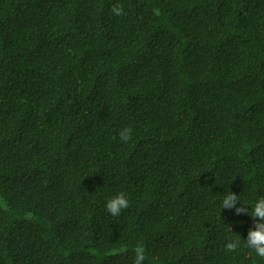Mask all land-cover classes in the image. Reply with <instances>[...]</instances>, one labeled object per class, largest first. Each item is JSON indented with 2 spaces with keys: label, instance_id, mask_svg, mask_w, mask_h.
Wrapping results in <instances>:
<instances>
[{
  "label": "trees",
  "instance_id": "obj_1",
  "mask_svg": "<svg viewBox=\"0 0 264 264\" xmlns=\"http://www.w3.org/2000/svg\"><path fill=\"white\" fill-rule=\"evenodd\" d=\"M256 70L264 0H0V264H133L137 245L144 264H264L243 242L225 250L254 221L221 206L228 191L249 212L264 196V101L255 116L224 115L196 98L238 107ZM53 71L69 93L107 97L89 112L55 101ZM181 100L188 127L173 136L166 111ZM120 192L129 207L113 216Z\"/></svg>",
  "mask_w": 264,
  "mask_h": 264
},
{
  "label": "clouds",
  "instance_id": "obj_2",
  "mask_svg": "<svg viewBox=\"0 0 264 264\" xmlns=\"http://www.w3.org/2000/svg\"><path fill=\"white\" fill-rule=\"evenodd\" d=\"M111 12L116 16L125 14L123 6L119 3L113 5V7L111 8ZM202 29H204L206 32L216 33L219 36V29L217 25H215L212 19L209 17H207V20ZM71 59L79 64L76 59ZM153 66L154 63L151 65L141 64L136 68L133 73V76L136 79V87H143L145 85H148L155 79L153 73ZM50 75L53 77V82L51 83V86L56 88L57 98L54 99L55 101L60 98H65L66 101H73L76 104H81L84 109L89 112L87 108V101L103 99L107 97V95L101 96L99 98H90L87 96L90 92L101 88L96 85L85 84L80 91L76 93H69L71 88L70 82L57 77L56 71H53ZM246 75L248 78H251L253 80L255 85L250 86L249 84H244V87L247 91V96L238 107H235L233 105L234 95L228 98L226 104L222 106L215 104L212 98L196 97L205 102V104L201 105L202 109L207 111L208 113H211L212 110H216L217 112H220L224 115L227 114L229 109H233L243 114L255 116L258 113L259 109L262 107L264 101V94L260 87L262 77L264 76V71L256 70L254 72L247 73ZM48 87H50V84L48 85ZM32 92L33 91L30 88L23 90V94L25 96H30ZM44 96L46 95L41 94L37 97ZM188 106L190 105L187 104L185 100L171 102L169 104L168 109L166 111L165 121L173 136L183 133L187 130L188 117L184 112V108ZM6 122H15V120L10 116ZM132 132L133 130L131 127H125L121 129L119 132V139L124 143H128L132 139ZM79 154L80 153L74 154L73 156L77 157ZM238 202H240L239 197L231 191H228L226 194L223 195L221 206L222 209L226 210L235 209V212L238 215H251L254 221V230L250 229L248 231L246 240H242L241 237L237 235V238L228 241L225 244V250L230 253H236L238 252V249L241 248V243L243 242V244L247 248L253 250L258 257L264 258V196H261L255 201V203L250 207V212L248 211V208L245 207L247 206L245 204H242L244 206L237 207ZM128 207L129 201L125 193L123 192L114 195L106 203L107 211L113 216H119L121 214V211L127 209ZM257 220L259 222L255 223V221ZM145 259V248L142 245H137L134 249L133 264H144ZM72 264H81V262L75 260V262Z\"/></svg>",
  "mask_w": 264,
  "mask_h": 264
},
{
  "label": "rangeland",
  "instance_id": "obj_3",
  "mask_svg": "<svg viewBox=\"0 0 264 264\" xmlns=\"http://www.w3.org/2000/svg\"><path fill=\"white\" fill-rule=\"evenodd\" d=\"M53 11H54V9L51 8V9H50V15L53 13Z\"/></svg>",
  "mask_w": 264,
  "mask_h": 264
}]
</instances>
